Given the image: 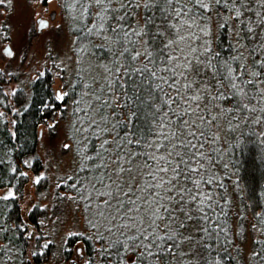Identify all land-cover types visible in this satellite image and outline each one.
I'll return each mask as SVG.
<instances>
[{"label":"trees","instance_id":"trees-1","mask_svg":"<svg viewBox=\"0 0 264 264\" xmlns=\"http://www.w3.org/2000/svg\"><path fill=\"white\" fill-rule=\"evenodd\" d=\"M84 1L88 2L87 10L74 19L79 27L76 29L77 44L83 52L106 64L108 83L98 84V87L89 84L92 100L98 105L96 109L93 104L96 117L93 114L94 123L89 129H80L83 138L78 149L83 158L76 174L58 189L64 191L65 196L80 200L90 219L85 231L70 236L66 245L71 249L78 242L84 244L88 258L84 264H264V229L261 230L263 235L253 243L256 254L250 262L246 261L243 250L248 229L264 222V83H245L240 86L243 88L241 93L238 89H231L230 85L225 87L228 81L221 83L220 73L213 76L207 69L209 60L225 75L229 67L236 69L238 65H246L247 77L253 78L252 73L260 68L254 61L257 57L264 61V48L260 47L264 43V0H244L239 5L229 2L219 6L213 2L209 11L202 12L203 18L197 19L192 27H188L187 18L175 17L171 12L174 6L159 2L146 9L143 0H140L139 7L129 0H110L102 4L95 3V0ZM112 2L117 6H111ZM94 4L98 7L96 13ZM237 8L242 13L239 19L236 17ZM110 27L116 31H111ZM190 28L197 39V36L209 34L204 49L207 67L197 77L208 86L201 93L205 120H197V123L205 133L202 162L205 178H213L211 191L220 219L213 215L216 222L205 225L215 230L210 238L200 232V224L192 220L181 231L185 236H193L195 242H181L175 255H148L134 238L145 229L152 231L151 204L138 200L132 207L142 205L140 211L128 214L134 220L127 217L113 220L117 216L115 207L103 205L93 185L106 191L99 181L109 183L107 175L117 167L114 159L122 158L125 169L131 168V172L122 173L124 190L132 186L137 196L153 199L149 196L150 189L145 187L148 183L145 160L162 154L167 156L161 145L167 142L170 146L171 134L179 131L177 117L169 119L172 109H167L169 116L164 115L166 96L156 85H162L165 92L175 95L159 78L172 76L165 68L181 70L178 65L182 66L185 58H180L179 62L173 60L174 43L169 45V41L177 40ZM125 30L129 35H125ZM134 30H143L144 34L137 36ZM133 49L142 53L137 60H132ZM187 52L186 57H192ZM146 53H151L150 64ZM145 65L157 69V78L148 74L141 76L135 71ZM193 68L199 66L193 62ZM1 77L0 86L3 83ZM53 84L52 75L46 72L33 81L29 97L23 89L16 92L14 103L18 110L14 114L13 131L7 119L0 115V191H13L9 197L0 194V264H30V241L24 231L17 195L22 193L28 181L25 171L38 173L42 169L40 158L35 156L31 162L27 159L36 152L40 126L55 120L58 111L67 103L58 101ZM218 86L229 99H213ZM241 97L247 98L248 104L244 105ZM0 109L7 113L11 111L9 98L1 87ZM19 160L23 166L18 164ZM31 219L38 223L35 215L31 214ZM125 221L128 226H122ZM157 224L160 227L156 234L164 235L167 220H159ZM201 236L206 239L201 240ZM41 248L34 252L35 264H44L52 252L49 243L44 252ZM153 251H156L155 247ZM66 252L67 261L72 256Z\"/></svg>","mask_w":264,"mask_h":264},{"label":"rangeland","instance_id":"rangeland-1","mask_svg":"<svg viewBox=\"0 0 264 264\" xmlns=\"http://www.w3.org/2000/svg\"><path fill=\"white\" fill-rule=\"evenodd\" d=\"M89 4L92 5L91 2ZM110 4L117 6L114 2ZM88 6L84 0H0V76L3 80L0 87L9 98L11 110L7 113L0 109V115L7 119L13 131L16 122L14 114L18 110L14 103L16 92L23 89L29 97L33 81L46 72L54 79L53 89L58 101L61 104L67 102L58 111L55 120L40 126L36 152L27 159L31 162L37 156L42 169L38 173L25 171L28 181L22 193L17 195L24 231L30 241V264H35L34 252L41 247V252H44L48 243L52 252L44 264H84L88 260L83 243L78 242L71 249L66 245L70 236L85 231L90 220L88 212L80 200L58 191L76 174L83 158L78 149L83 138L80 129H89L97 113L98 105L93 102L89 84L98 87V84L108 83L106 64L83 52L77 44L76 29L79 27L74 19L82 15ZM97 8L96 4L93 8L95 13ZM39 19L47 21L46 26L40 28ZM208 36L204 34L197 39L193 28L186 29L177 40L172 41L175 48L173 60L179 62L180 59L175 58H185V51H188L187 54L192 56L188 59L196 63L194 57H199L203 61L196 66L204 72L207 67L204 49ZM7 50L12 52L11 56L7 55ZM241 101L244 105L249 102L244 97ZM18 164L23 166L20 160ZM12 193L9 189L0 191L3 197ZM59 193L62 199H59ZM31 214L36 216L38 223L32 221ZM253 226L254 229H248L243 245L247 262L256 254L253 243L263 235L264 222L261 226ZM66 251L72 256L67 261Z\"/></svg>","mask_w":264,"mask_h":264},{"label":"snow or ice","instance_id":"snow-or-ice-1","mask_svg":"<svg viewBox=\"0 0 264 264\" xmlns=\"http://www.w3.org/2000/svg\"><path fill=\"white\" fill-rule=\"evenodd\" d=\"M106 2H110V0H95L97 4ZM157 2L174 6L171 7V12L175 14V17L177 19L187 18L188 27H192L197 19L203 18L202 12L209 11L210 5L213 2L218 6L228 4L229 2L233 5H239L244 0H143L146 9ZM129 3H135L136 7L140 6V0H129ZM189 4L191 7H188ZM241 14L240 9L237 8L236 17L238 19ZM43 26L46 25L42 24ZM172 27L176 28L175 25H172ZM110 30L116 31V29H112L111 27ZM176 31H179V29H176ZM143 34V30L135 31V35L137 36ZM125 35H129L127 30H125ZM171 43L172 41H169V45ZM260 47L264 48V43ZM133 51L135 54L132 56V60H137L142 53L135 49ZM206 51H211V49H206ZM7 55L11 56L12 52L7 50ZM146 55L149 57L148 63H152L150 59L151 53H146ZM169 59H172V57H169ZM175 59L179 60L180 58L176 57ZM194 60L197 64L203 63V61L199 60V57H194ZM254 63L260 65V68L252 73V79L247 77L248 68L246 65L242 67L238 65L236 69L229 67L228 73L225 75L218 66L212 65L211 60H209L208 70L212 71L213 76L220 73L219 81L221 83L228 81V85H225V87L230 85L231 89H238L243 93V88L240 86L245 83L253 84L254 81L256 83H264V79H261V76H264V61L257 57ZM178 67H181L179 72L176 71V68H165L164 70L171 72L172 76L170 78H159L167 84L169 89L174 91L175 95L165 92L162 85H156L158 90L166 96L164 115L169 116L167 109H172L169 119L177 117V128L179 131L171 134L173 139L170 146L167 142L161 145L167 156L162 154L159 157L145 160V165L148 168L146 177L148 183L145 187L150 189L149 196L153 199L149 200L147 196L143 198L137 196L133 192L132 186H129L126 191L124 190V185L121 183L122 173L125 171L131 172V168L125 169L122 158L114 159L113 163L117 167L112 174L107 175L109 183L105 184L104 180L99 181L107 189L106 191H101L93 185L99 197L102 198L103 205L110 208L115 207L117 216H114L113 220L117 219V217L121 220H124L125 217L128 220H134V217L128 214L140 211L142 205L135 208L132 207L133 205H137L138 200L143 199L145 203L151 204V216L149 219L152 231L149 232L145 229L134 240L139 241L143 245L148 255L155 256H160L162 253L175 255V250L179 248L181 242H195L193 236H185L181 231V229L187 226L189 221L196 220L200 224L198 230L208 234L207 238H210L212 232L215 230L205 225L216 222L212 219L213 215L216 216L217 220L220 219V214L216 213L217 202L214 200L211 191L213 178H205L206 170L202 162L204 153L201 149L204 147L205 141L203 137L205 133L200 130V126L197 123V120L201 122L205 120L202 111L204 97L201 93L208 86L197 78L201 69L193 68V59L185 57V63L182 66L178 65ZM135 71L140 73L141 76L148 74L154 79L157 78V69L149 68L147 65ZM219 98L229 99L222 88L218 86L213 99ZM173 105L176 107L173 108ZM181 108L183 109L182 112L178 111ZM159 111L157 109V112ZM194 116L195 119L193 118ZM131 142L129 141V143ZM149 159L152 160L151 163H149ZM113 175L116 177L115 179H113ZM114 200L116 201L115 204H113ZM126 204L128 205L127 208H125ZM121 212L124 214L120 215ZM193 213H196V215H193ZM159 220H167L164 235L156 234L160 227L157 224ZM122 226H128L127 222L125 221V224ZM216 227L219 229L220 225L217 224ZM205 239L204 236H201V240ZM144 241H148V243H143ZM205 246L210 247L206 243ZM153 247H155L156 251H153Z\"/></svg>","mask_w":264,"mask_h":264},{"label":"water","instance_id":"water-1","mask_svg":"<svg viewBox=\"0 0 264 264\" xmlns=\"http://www.w3.org/2000/svg\"><path fill=\"white\" fill-rule=\"evenodd\" d=\"M38 22H39V26H40V28H42V24L44 25V22H45V21H43V20L39 19V21H38Z\"/></svg>","mask_w":264,"mask_h":264},{"label":"flooded vegetation","instance_id":"flooded-vegetation-1","mask_svg":"<svg viewBox=\"0 0 264 264\" xmlns=\"http://www.w3.org/2000/svg\"><path fill=\"white\" fill-rule=\"evenodd\" d=\"M47 23H48V22H47V21H45V22H44V25H46Z\"/></svg>","mask_w":264,"mask_h":264}]
</instances>
